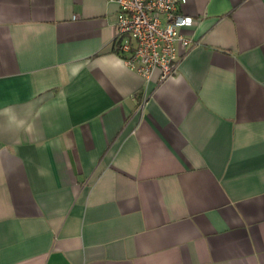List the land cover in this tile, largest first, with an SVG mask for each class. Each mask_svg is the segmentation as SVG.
<instances>
[{
	"label": "crops",
	"instance_id": "0c3cea01",
	"mask_svg": "<svg viewBox=\"0 0 264 264\" xmlns=\"http://www.w3.org/2000/svg\"><path fill=\"white\" fill-rule=\"evenodd\" d=\"M117 11L0 0V264H264V0H186L149 82Z\"/></svg>",
	"mask_w": 264,
	"mask_h": 264
},
{
	"label": "built area",
	"instance_id": "2783aa9c",
	"mask_svg": "<svg viewBox=\"0 0 264 264\" xmlns=\"http://www.w3.org/2000/svg\"><path fill=\"white\" fill-rule=\"evenodd\" d=\"M114 49L124 64L146 82L155 76L162 81L173 75L181 58L193 46L182 28L193 22L180 11L186 0H115ZM144 91L138 109L147 103Z\"/></svg>",
	"mask_w": 264,
	"mask_h": 264
}]
</instances>
